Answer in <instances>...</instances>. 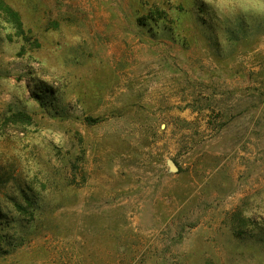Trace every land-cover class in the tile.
<instances>
[{
  "label": "rangeland",
  "instance_id": "obj_1",
  "mask_svg": "<svg viewBox=\"0 0 264 264\" xmlns=\"http://www.w3.org/2000/svg\"><path fill=\"white\" fill-rule=\"evenodd\" d=\"M0 264H264V0H0Z\"/></svg>",
  "mask_w": 264,
  "mask_h": 264
},
{
  "label": "trees",
  "instance_id": "obj_2",
  "mask_svg": "<svg viewBox=\"0 0 264 264\" xmlns=\"http://www.w3.org/2000/svg\"><path fill=\"white\" fill-rule=\"evenodd\" d=\"M154 13H156L155 10L151 11V14H149L150 17H151ZM85 121H87L88 123H96V122L99 121V118L86 117V118H85Z\"/></svg>",
  "mask_w": 264,
  "mask_h": 264
},
{
  "label": "water",
  "instance_id": "obj_3",
  "mask_svg": "<svg viewBox=\"0 0 264 264\" xmlns=\"http://www.w3.org/2000/svg\"><path fill=\"white\" fill-rule=\"evenodd\" d=\"M168 164H169L170 169H171L172 171H175V170L177 169L176 165H175L172 161H169Z\"/></svg>",
  "mask_w": 264,
  "mask_h": 264
}]
</instances>
